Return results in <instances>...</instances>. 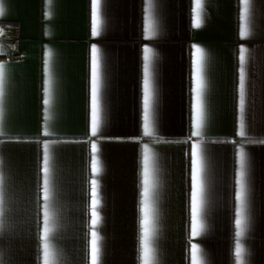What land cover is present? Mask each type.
<instances>
[{
	"label": "crops",
	"instance_id": "1",
	"mask_svg": "<svg viewBox=\"0 0 264 264\" xmlns=\"http://www.w3.org/2000/svg\"><path fill=\"white\" fill-rule=\"evenodd\" d=\"M201 3L203 27L195 29V0H101L102 32L94 38L91 0H3L0 57L15 43L22 58L0 62V264H145L138 211L145 144L158 180L148 264H193L194 248L202 264H237L241 150L246 228L239 239L245 264H264V0ZM93 44L101 50L106 120L95 137ZM193 45L206 52L201 137L191 135ZM144 47L154 57V137L142 135ZM193 143L205 156V227L198 236L191 234L186 155Z\"/></svg>",
	"mask_w": 264,
	"mask_h": 264
},
{
	"label": "snow or ice",
	"instance_id": "2",
	"mask_svg": "<svg viewBox=\"0 0 264 264\" xmlns=\"http://www.w3.org/2000/svg\"><path fill=\"white\" fill-rule=\"evenodd\" d=\"M51 2V0H49ZM201 0H195L194 12V28L200 29L203 27ZM3 15V8L0 6V16ZM49 18H50V14ZM245 37L248 32V25H242ZM102 32L101 20V0H91V35L99 37ZM156 34V28L151 16V8H149V16L146 28L145 39L151 40ZM193 60H192V102H191V135L201 137L202 129L206 119V80H205V50L197 45H193ZM52 52L47 54V63L45 72L48 76V92L52 91V70H51ZM91 59V79H90V130L93 137L101 132L106 124L104 117V107L102 102V65H101V50L96 45L90 48ZM157 114V97L156 87L154 84V57L153 50L150 47L143 48V78H142V135L144 137H154L156 128ZM239 136L244 137L245 133L242 126L239 124ZM105 139H122V138H105ZM135 139V138H130ZM94 153V171L97 175L102 173V165L97 145H93ZM190 156V212H191V234L198 236L204 230L202 222V213L205 209V156L204 149L200 143H193L190 150L186 153ZM140 170V198H139V227L141 234L142 251L145 257V264H148V258L153 252L152 241L157 230V175L156 161L152 151L148 145L143 146ZM238 191L235 195V200L238 202V208L235 213V259L237 264H245L244 256L245 249L242 246L240 239L245 234L246 228V183H245V154L241 150L238 159V178L236 181ZM96 204H100L98 187L96 192ZM99 217H97V221ZM199 249H193V264H202V261L196 256Z\"/></svg>",
	"mask_w": 264,
	"mask_h": 264
},
{
	"label": "built area",
	"instance_id": "3",
	"mask_svg": "<svg viewBox=\"0 0 264 264\" xmlns=\"http://www.w3.org/2000/svg\"><path fill=\"white\" fill-rule=\"evenodd\" d=\"M6 42L5 38L0 34V46L4 45ZM21 55L18 51L17 45L15 43H11L9 45V53L5 57H0V62H14L21 60Z\"/></svg>",
	"mask_w": 264,
	"mask_h": 264
},
{
	"label": "clouds",
	"instance_id": "4",
	"mask_svg": "<svg viewBox=\"0 0 264 264\" xmlns=\"http://www.w3.org/2000/svg\"><path fill=\"white\" fill-rule=\"evenodd\" d=\"M0 6H2V8H3V15L5 14V8H4V6H3V0H0Z\"/></svg>",
	"mask_w": 264,
	"mask_h": 264
}]
</instances>
